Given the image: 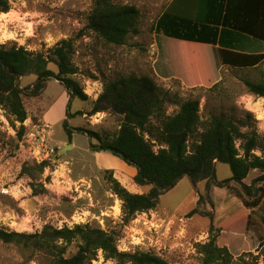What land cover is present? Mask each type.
I'll use <instances>...</instances> for the list:
<instances>
[{
	"label": "rangeland",
	"instance_id": "374dc122",
	"mask_svg": "<svg viewBox=\"0 0 264 264\" xmlns=\"http://www.w3.org/2000/svg\"><path fill=\"white\" fill-rule=\"evenodd\" d=\"M8 1L10 11L0 13V45L10 47L16 44L29 51L42 52L61 40L72 39V61L78 68L75 79L88 101L69 100L64 85L54 78L49 79L40 100L24 97L29 117L23 124L26 131L21 140L16 134L20 124L13 122L0 108V228L34 234L45 224L59 226L72 217L75 220L80 218L81 225L113 234L119 252H149L168 264H202L197 244L207 242L211 224L216 232L221 221L242 210L244 207L239 197L251 203L263 196V192L258 191L261 183H255L252 195L246 196L240 185L230 181L229 166L218 163L216 182H226L228 188L206 181L193 186L188 177H183L159 197L155 210L139 214L124 224L121 202L111 193L104 169L96 166L90 154V139L75 130L87 128L115 132L119 128L118 119L107 113L92 117L76 113L91 109L102 91L104 80L129 75L149 76L159 88L177 94L181 100L198 99L202 122L222 113L236 119L245 118L246 112L250 113L249 124L264 138V99L247 93L243 84L244 80L258 81L264 64L244 70L224 67L215 89L200 87L205 84L198 80L182 45L153 32L156 20L170 0H112L119 5H133L141 14L139 34L129 37L123 46L105 44L86 29V16L93 0ZM252 45V52H264V42L256 41ZM48 69L57 72L53 64H49ZM35 81L34 75L25 76L20 79L19 86L25 88ZM65 98L71 114L68 117L63 115ZM178 109L174 104H165L168 116ZM43 112L47 116L45 120ZM44 128L46 143L54 154L43 161L51 163L42 175H36L34 182L36 186L43 184L46 193L34 196L30 187L32 181L21 175V171L25 165L39 164L29 158L27 141L31 134L37 136ZM66 128L72 131L70 141ZM21 145L25 149H21ZM65 145L71 148L59 155ZM154 150H157L156 145ZM255 155L261 156L260 152ZM111 171L129 192L143 194L150 190V187H137L133 181L135 170L121 161ZM259 175L258 171H251L245 184L251 185ZM193 211L198 213L190 215ZM252 215L264 222V199ZM244 228V219H238L223 232L214 233L217 246L227 248L232 256L230 264H264V250H254L251 256L243 255ZM76 251L77 243L73 242L68 246L66 256H72ZM46 262L41 253L0 242V264ZM91 264L116 263L105 260L99 252Z\"/></svg>",
	"mask_w": 264,
	"mask_h": 264
},
{
	"label": "trees",
	"instance_id": "16d2710c",
	"mask_svg": "<svg viewBox=\"0 0 264 264\" xmlns=\"http://www.w3.org/2000/svg\"><path fill=\"white\" fill-rule=\"evenodd\" d=\"M178 5L180 8L175 10ZM9 11V1L0 0V13ZM140 19V11L133 5L93 0L86 16V29L105 44L123 46L129 37L139 34ZM153 32L182 45L198 80L205 84L200 87L208 90L220 83L224 67L244 70L264 64V52L251 51L253 43L264 42V0H173L156 20ZM73 55L72 39L61 40L42 52L29 51L16 44L0 45V108L20 124L16 132L19 140L25 134L23 124L29 117L24 97L40 100L49 79L64 85L69 100L88 101L75 79L78 68L73 64ZM49 64L56 66V73L48 69ZM30 75L36 77L35 83L20 88V79ZM243 84L247 93L264 99V70L258 81L244 80ZM166 103L178 106V111L166 115ZM98 113L117 117L119 128L115 132L75 130L90 139L91 152L108 153L133 168L137 187H150L143 194L129 192L113 177L111 170H104L111 193L121 202L124 224L139 214L155 210L159 197L183 177H188L193 186L206 181L228 188L226 182H216V165L220 163L229 166L230 181L240 185L246 196L252 195L255 183H261L258 191L263 196L251 203L239 197L242 210L221 221L216 232L211 224L207 242L197 244L202 264L231 263V254L227 248L217 246L214 233L223 232L238 219L245 221L243 255L264 250V222L252 215L264 199V138L249 124L250 113L246 112L242 119L222 113L202 122L198 99L181 100L177 94L159 88L151 77L134 75L104 80L91 109L76 115L92 117ZM64 115H71L67 107ZM66 132L70 141L72 131L66 128ZM254 152H260L261 156ZM50 163L22 168L21 175L32 181L34 196L46 193L43 184L36 186L34 182ZM251 171H258L260 175L251 185H246L243 181ZM195 213L198 211L190 215ZM0 242L41 253L47 259L46 264H91L99 252L105 260L116 264H168L149 252H119L113 234L89 225L71 229L46 225L34 234L0 228ZM73 242L77 243V251L68 257L67 248Z\"/></svg>",
	"mask_w": 264,
	"mask_h": 264
},
{
	"label": "built area",
	"instance_id": "2783aa9c",
	"mask_svg": "<svg viewBox=\"0 0 264 264\" xmlns=\"http://www.w3.org/2000/svg\"><path fill=\"white\" fill-rule=\"evenodd\" d=\"M44 127L49 128V125H45ZM45 128L42 129L37 134V136H35L34 134H31L30 140L27 141L28 156L31 160H33V161L35 160L37 163L49 160L50 157L54 154V150L49 148L47 143H46V138L44 135ZM238 145L239 144L237 143L236 146L238 147ZM34 146H36V147L34 148ZM20 148L25 149V147L23 145H21ZM254 154H255V152H254ZM78 220H75L74 217H72L70 221L66 220V221H63L62 223H60L59 226L58 225H55V226L52 225V227L57 228V229H62L64 227H67V228L71 229L74 227V225L75 226L81 225ZM46 225H48V224H45L44 226H46Z\"/></svg>",
	"mask_w": 264,
	"mask_h": 264
},
{
	"label": "crops",
	"instance_id": "0c3cea01",
	"mask_svg": "<svg viewBox=\"0 0 264 264\" xmlns=\"http://www.w3.org/2000/svg\"><path fill=\"white\" fill-rule=\"evenodd\" d=\"M173 0H170L167 7L171 4ZM181 3V2H180ZM179 3V5H180ZM177 6L175 8V10H178L180 8V6ZM166 7V8H167ZM156 35V34H155ZM172 40V42H175L177 43V41L175 39H171L170 38V41ZM67 95V94H66ZM65 95V97H66ZM67 98H65V102H63V106H64V113H65V107H66V104H67ZM64 115V114H63ZM47 116L44 115L43 119L45 120ZM72 146L74 147V145L72 144ZM90 154L92 155L93 159H94V162L96 164V166L99 168V169H104V170H113L115 168V165L120 163L121 160H119L118 158L108 154V153H94V152H91L90 151ZM104 158V159H103ZM108 159H112L114 160V162H104L105 160H108ZM122 162V161H121ZM126 165V164H125ZM127 166V165H126ZM135 174H136V171H135ZM243 183L245 184L246 183V179L243 181ZM247 184V183H246ZM263 220V219H262Z\"/></svg>",
	"mask_w": 264,
	"mask_h": 264
},
{
	"label": "water",
	"instance_id": "95a60500",
	"mask_svg": "<svg viewBox=\"0 0 264 264\" xmlns=\"http://www.w3.org/2000/svg\"><path fill=\"white\" fill-rule=\"evenodd\" d=\"M70 148H71V146H69V145H65L64 148H63L62 150H60L58 154L61 155V154L64 153L67 149H70ZM55 159L57 160V158H55Z\"/></svg>",
	"mask_w": 264,
	"mask_h": 264
},
{
	"label": "bare ground",
	"instance_id": "6f19581e",
	"mask_svg": "<svg viewBox=\"0 0 264 264\" xmlns=\"http://www.w3.org/2000/svg\"><path fill=\"white\" fill-rule=\"evenodd\" d=\"M260 111H261V110H260ZM261 112H262V111H261ZM261 112H260V113H261Z\"/></svg>",
	"mask_w": 264,
	"mask_h": 264
}]
</instances>
